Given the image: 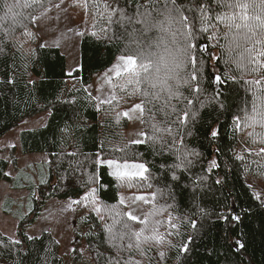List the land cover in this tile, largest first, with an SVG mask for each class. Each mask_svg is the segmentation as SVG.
Instances as JSON below:
<instances>
[{
  "label": "snow or ice",
  "instance_id": "snow-or-ice-1",
  "mask_svg": "<svg viewBox=\"0 0 264 264\" xmlns=\"http://www.w3.org/2000/svg\"><path fill=\"white\" fill-rule=\"evenodd\" d=\"M61 4L63 0L54 6L60 8ZM126 4L127 0H105L102 6L95 0L93 2L92 7L98 17L107 12V26L100 28L101 38L107 42L124 40L122 34L112 32V25L116 24L125 29L128 39L118 62L98 76L100 86L95 88V92L99 95H93L89 91L93 88L89 84L83 89L87 93L86 98L90 101L96 100L95 106L100 110L103 105L117 107L126 96H141L143 99L140 103L118 113V116L127 118L135 116L141 123L147 122L144 120L145 112L150 113L148 121H151V134L141 131L136 134L138 138L131 143L139 145L147 140L155 145L159 142L161 154L168 151L174 156L175 163L162 167L170 173L172 181H180V173L188 176L189 183L185 187L191 189L196 215L224 220L230 226L242 223L241 215L235 211V200L229 205L227 196L222 202H218L220 207L210 210L201 205V193L215 195L221 189L230 190L226 189L219 174H216L214 180L211 179L213 170L220 167L215 152L212 159H207L202 152L188 146L187 138L193 135V129L200 119V110L207 108L215 113V119L200 120V123L206 129L204 138L209 145L220 138L225 127L220 121L229 114L232 115L231 126L234 131L252 129L250 135L253 138L259 137V143L264 144V132L255 131L257 127L264 129V0H163V8L156 6L157 0H147V4H140L134 12L127 9ZM50 5H53V0H0V11L3 12L0 21H12V27L4 35H14L15 29L19 27L24 30L23 35L33 36L24 21L36 24L37 6L46 12L51 10ZM84 6L89 7L87 0ZM140 8L144 11H140ZM26 9L32 11L26 12ZM154 13L166 14L168 17L173 13L177 14L181 24L178 36L182 39L178 42L177 33L172 34V42L176 44L178 54L174 57V67L179 71L163 81L149 83L153 61L141 59L145 47L141 37L149 36L157 28L153 22ZM221 25L224 30H221ZM92 35L97 36V32L93 31ZM201 37L204 39L201 40ZM221 39L224 43H220ZM208 41H212L214 46L227 53V59L214 56L211 48L201 47L202 43ZM40 47L46 45L41 44ZM0 51L3 49L0 48ZM205 52L208 56L202 58ZM213 60H222L227 70L221 71L219 63H211ZM232 64L239 75L232 72ZM189 67L190 70H187ZM156 71H159L158 67ZM180 72L184 75L180 76ZM68 75L72 73L69 72ZM206 78L210 88L204 86ZM168 80H174V85L168 83ZM146 83L148 86L142 89L141 85ZM241 89L243 97L239 95ZM249 94L250 100L247 98ZM145 105H152L155 112L152 108L146 109ZM157 114L163 116L159 121ZM253 143H256L255 139ZM114 151L123 152L127 156L126 146L117 147ZM247 151L249 155L252 154L251 148ZM255 155L264 157V147H260ZM234 156L247 169L245 156L236 153ZM66 157L71 159L67 160V167L62 168ZM255 162L259 164V161ZM55 165L62 168L60 181L64 183L59 184L60 187L81 190L77 193V198L69 200L67 208L72 209L73 205L83 206L89 212H94L100 222L97 227L101 228L103 238L97 237L100 240L98 247H107L103 251H97V260L102 259L103 264H163L167 259V252L173 249L177 252L178 260L181 255L187 259L186 254L191 251L190 245L193 244L194 237L188 236L177 246L175 237L181 235L178 221L190 220L191 228L198 231L197 221L173 214L175 197L171 195V186L156 187L152 180L157 178L148 174L149 169L143 163H132L126 158H106L101 153L88 156L77 151H68L55 161ZM197 165L200 171L193 172ZM101 166L112 170L110 175L117 181L118 191L120 188H135L139 193L154 187L155 191L149 195H120L118 203L108 204L101 198L105 186L100 183L96 171ZM261 167L264 168V165ZM4 175L11 174L5 172ZM257 175L264 177V171ZM40 183L46 181L41 179ZM246 184L251 190V199L256 202L255 207L264 210V189L256 191L247 180ZM168 197H171L173 203L167 202ZM161 198L165 199V203L159 202ZM138 202L143 205L150 204L151 208L137 214V207L134 205ZM28 211H31V205ZM243 211L249 214L251 207ZM25 235L28 241L40 239L38 235ZM236 244L239 248L245 247L240 240ZM22 245L23 240L15 235L8 237L7 241L0 239V248L9 249L11 246L13 252L20 257L16 264H25L22 257L29 255V249ZM40 259L43 264H47L46 256Z\"/></svg>",
  "mask_w": 264,
  "mask_h": 264
},
{
  "label": "trees",
  "instance_id": "trees-1",
  "mask_svg": "<svg viewBox=\"0 0 264 264\" xmlns=\"http://www.w3.org/2000/svg\"><path fill=\"white\" fill-rule=\"evenodd\" d=\"M93 2L94 0H87L89 5L87 8L83 0L73 2V6L78 8L82 18L88 20L92 27L95 25L97 36H93L91 32L82 35L80 68L72 75H68L67 58L60 48L40 47L43 43L38 40L36 34L25 36L22 34L23 29L19 27L15 29L14 35L5 36L4 32L12 27V21H0V48L3 49L0 51V137L20 126L27 119L50 112L44 126L25 130L19 137L24 156L35 154L48 156L47 183L30 187L33 210L18 224L17 237L23 240L22 246L29 249V255L23 256V261L25 264H43L40 258L46 256L47 264H67L69 260L72 264H103L102 259L97 260V251H103L107 247L106 245L102 248L98 247L100 240L97 237L103 238L101 228L97 227L100 222L94 212L82 214L83 208L85 209L83 206H78L79 214L75 220L74 233L79 246L69 258L61 255L60 244L51 233L44 232L37 241H28L25 235L28 234L29 227L41 217L51 200L69 201L77 198V193L81 191L79 188L59 186L64 183L60 181L62 168L67 167V160L71 158H65L62 168L55 165V161L65 152L77 151L88 156L101 153L106 158H126L132 163H143L149 169L151 176L157 178L152 180L156 187L171 186V195L175 197L173 214L196 220L198 231L191 228L190 220L178 221L181 235L175 237V242L179 246L182 240L193 236L191 251L186 254L187 259L181 255L178 260L177 252L174 249L169 250L163 264H264V210L255 207L256 202L251 199V190L246 184V180L252 184L253 182L264 183V177L257 175L264 171L261 167L264 165V157L255 155L262 146L259 143V137L253 138L250 135L252 129L234 131L231 126L232 115L229 114L226 119L220 121L225 126L220 138L209 145L204 138L206 129L200 120L215 119V113L207 108L200 110V119L193 129V135L187 138L188 146L202 152L207 159H212L215 152V158L220 167L213 170L211 179L214 180L216 174H219L226 189L230 190L221 189L215 195L201 193L200 203L211 210L213 207H220L218 202H222L227 196L229 205L235 200V211L241 215L242 223L230 226L224 220L202 218L196 215L191 189L185 187V184L189 183L188 176L180 173L181 180L172 181L170 173L162 167V165L175 163L174 156L168 151L161 154L159 142L155 145L147 140L139 145L129 143L125 137L126 122L121 121L112 111L103 107L98 110L95 106L96 100L90 101L86 98L87 93L83 89L89 84L92 85L97 75L105 73L114 66L120 54L124 52L128 39L125 29L116 24L112 25V32L122 34L124 40L107 42L101 38L100 28L107 26V12L98 17L92 7ZM95 2L102 6L105 0H95ZM140 4H147V0H127L126 8L134 12ZM156 6L163 8V0H157ZM139 10L144 11L143 8ZM0 16H3L2 11ZM153 17H159V15L154 13ZM24 23L31 28L32 24L28 21ZM128 30H131L130 27ZM221 30H224L222 25ZM157 34V31L153 30L149 36L141 37L144 45L147 46ZM203 39L201 37V40ZM220 43L224 41L221 39ZM201 47L211 48L214 56H223L227 59V53L214 46L212 41L202 43ZM207 56L208 53L205 52L202 58ZM211 63H219L221 71L227 70L222 60H213ZM208 66L210 67V64ZM230 67L234 74L239 75L234 64ZM187 70H190V67ZM204 86L211 87L207 78ZM145 87L141 85L142 89ZM184 91L187 90L184 89ZM239 95L244 96L242 89ZM247 98L251 99L250 94ZM73 100L75 103H72ZM145 107L152 108L155 112L152 105H145ZM145 114L148 117L150 115L147 111ZM162 118V114H157V121ZM260 130L259 127L255 129L257 133H260ZM253 139L256 143H253ZM125 146L126 157L125 153L114 151L117 147ZM249 148L252 149L251 155L247 151ZM217 149L219 151H216ZM234 153L245 156L244 163L247 164V169L241 161L235 159ZM255 161H259V164ZM12 163L14 167L17 166L15 157L12 158ZM10 165L8 160L0 159V184L11 179L4 175ZM96 171L100 177V183L105 186L101 198L108 204L118 203L121 188L118 191L117 181L110 175L111 169L101 166ZM192 171L199 172V165ZM214 187L219 188V186ZM153 189L155 191V187ZM160 201L165 203L163 198ZM167 202L173 203L171 197L167 198ZM249 207H251V213L246 214L243 210ZM7 238L8 236L0 232V239L7 241ZM237 240H240L245 247L239 248L236 244ZM83 247H85L84 251ZM33 249L36 251H32ZM45 249H47L46 252ZM19 258L11 246L9 249L0 248L2 264H16Z\"/></svg>",
  "mask_w": 264,
  "mask_h": 264
},
{
  "label": "rangeland",
  "instance_id": "rangeland-1",
  "mask_svg": "<svg viewBox=\"0 0 264 264\" xmlns=\"http://www.w3.org/2000/svg\"><path fill=\"white\" fill-rule=\"evenodd\" d=\"M83 1L85 2V0ZM59 2L60 0H53V5L49 6L50 11L45 12L44 9L38 8L35 13L38 17L36 24H32L28 30L36 34L38 40H41L44 45L60 48L67 58L68 73L73 74L80 68L81 37L85 33L96 32V28L92 27L88 20L82 18L78 8L73 6L74 0H63L60 8H56L54 4ZM77 33H82V35ZM103 74L95 77L92 84L93 88L89 89L93 95H99L95 92V88L100 86L98 76ZM140 102L141 96L135 95L126 96L115 108L109 105L100 106L112 111L121 121L126 122L125 137L129 143L138 138L136 134L141 131L151 134V121H148L146 114H144V120L147 121L145 123H141L135 116L131 118L118 116V113H122L133 104ZM49 115L50 112H45L35 118L27 119L20 126L0 137V159L8 160L11 163L7 171L11 174L9 175L11 179L0 184V232L8 237L14 235L17 237L19 222L30 215L33 210L30 187L40 184L41 179H44L46 183L48 180V156L45 154L24 156L21 151L20 134L25 130H33L44 126ZM260 132H264V129H261ZM139 138L143 139V137ZM261 145V147H264V144ZM13 157L17 159V166L15 167L12 163ZM148 174L151 175V173ZM253 186L256 191L264 189V183L262 182H253ZM152 192H154V189H145L138 193L135 188H121V195L125 197L139 194L149 195ZM68 202L51 200L38 221L28 229V234L34 236H41L44 232L51 233L60 244L61 255L66 258H69L79 246L74 230L80 207L73 205L72 209H69L67 208ZM29 205H31V211H28ZM134 207H137V214H142L147 212L151 205H143L138 202ZM88 213L89 210L83 208L82 214ZM108 222L111 223L110 220ZM84 250L85 247H83ZM67 264H72L71 260Z\"/></svg>",
  "mask_w": 264,
  "mask_h": 264
},
{
  "label": "clouds",
  "instance_id": "clouds-1",
  "mask_svg": "<svg viewBox=\"0 0 264 264\" xmlns=\"http://www.w3.org/2000/svg\"><path fill=\"white\" fill-rule=\"evenodd\" d=\"M153 22L157 25L154 30L158 34L144 47V55L141 57V59L153 61V71L149 74V83L163 81L170 76L176 75L179 70L174 67V57L178 54L176 52V44L172 42V34L177 33L178 42L182 39L178 36L181 24L177 14L173 13L170 17L166 14L159 15V17H153ZM160 22L163 23L161 24ZM149 45L151 46L149 47ZM157 67L159 69L158 72L156 71ZM179 74L180 76L184 75L183 72ZM168 83L174 85V80H168ZM145 86L147 87L148 84L146 83ZM149 91H152V89H149Z\"/></svg>",
  "mask_w": 264,
  "mask_h": 264
}]
</instances>
